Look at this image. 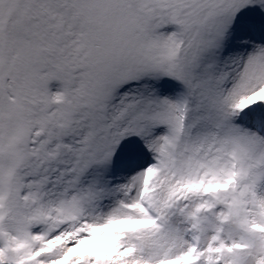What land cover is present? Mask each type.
<instances>
[{
    "label": "snow or ice",
    "instance_id": "6c2138e0",
    "mask_svg": "<svg viewBox=\"0 0 264 264\" xmlns=\"http://www.w3.org/2000/svg\"><path fill=\"white\" fill-rule=\"evenodd\" d=\"M0 264H264V0H0Z\"/></svg>",
    "mask_w": 264,
    "mask_h": 264
}]
</instances>
